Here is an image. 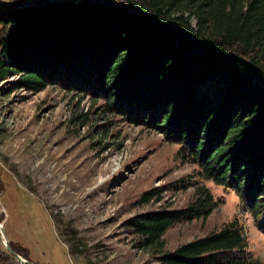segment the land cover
<instances>
[{
	"label": "trees",
	"instance_id": "1",
	"mask_svg": "<svg viewBox=\"0 0 264 264\" xmlns=\"http://www.w3.org/2000/svg\"><path fill=\"white\" fill-rule=\"evenodd\" d=\"M13 74L16 87L58 82L157 126L202 178L232 188L264 231V0H0V79ZM197 186L188 206L130 217L137 245L157 264H263L238 218L164 249L171 224L208 217L219 203Z\"/></svg>",
	"mask_w": 264,
	"mask_h": 264
},
{
	"label": "rangeland",
	"instance_id": "2",
	"mask_svg": "<svg viewBox=\"0 0 264 264\" xmlns=\"http://www.w3.org/2000/svg\"><path fill=\"white\" fill-rule=\"evenodd\" d=\"M121 1V0H116ZM0 79V217L10 240L41 264H157L126 224L143 210L182 208L209 186L219 203L208 217L171 224L165 250L238 218L264 264V231L237 193L202 178L181 145L157 126L105 111L102 98L58 82L39 90ZM260 81V79H257ZM163 197L145 201L146 191ZM1 239V238H0ZM0 264L17 260L0 240Z\"/></svg>",
	"mask_w": 264,
	"mask_h": 264
},
{
	"label": "water",
	"instance_id": "3",
	"mask_svg": "<svg viewBox=\"0 0 264 264\" xmlns=\"http://www.w3.org/2000/svg\"><path fill=\"white\" fill-rule=\"evenodd\" d=\"M5 221L4 219H1L0 217V240L6 246V248L10 251V253L17 259L21 260L22 262H25L27 264H41L40 262L36 260H31L25 256L22 255L20 251H18L16 248H14L11 244V240L9 235H7L5 228H4Z\"/></svg>",
	"mask_w": 264,
	"mask_h": 264
}]
</instances>
